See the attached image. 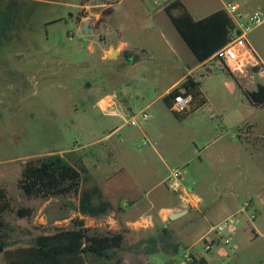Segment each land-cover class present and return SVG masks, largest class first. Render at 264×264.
Returning <instances> with one entry per match:
<instances>
[{"label": "rangeland", "instance_id": "374dc122", "mask_svg": "<svg viewBox=\"0 0 264 264\" xmlns=\"http://www.w3.org/2000/svg\"><path fill=\"white\" fill-rule=\"evenodd\" d=\"M183 1L197 18L223 7L221 0ZM157 5L0 0V190L11 204L4 220L16 242L8 250L29 245L51 228L71 227L76 218L97 232L115 231L108 215L83 218L75 211L71 204H79L77 195L43 199L24 193L25 165L59 153L82 169L81 191L99 188L114 200H126L129 186L137 184L139 199L163 191L176 204L179 194L169 188V178L181 170L183 187L203 198L201 212L167 224L182 246L175 256L148 255L137 247L89 264H192L185 253L196 264H264V104H254L246 93L264 86V79L249 67V76L238 80L211 59L202 73L194 72L210 105L194 110V103V111L177 115L164 97L198 61L164 6ZM160 17L166 25L158 23ZM87 20L93 36L83 32ZM123 41L132 47L124 53L115 48L104 58L111 44ZM108 97L117 101L115 113L104 109L112 104ZM144 113L152 120L145 121ZM135 117L139 125L131 126ZM242 130L249 131L248 139L237 137ZM146 139L150 144H143ZM22 208L33 215L20 217ZM226 220L230 230L212 231ZM119 225L115 232L126 230V246L147 240L161 226L154 213L137 216L131 226ZM212 240L218 241L206 251ZM8 260L0 253V264Z\"/></svg>", "mask_w": 264, "mask_h": 264}, {"label": "trees", "instance_id": "16d2710c", "mask_svg": "<svg viewBox=\"0 0 264 264\" xmlns=\"http://www.w3.org/2000/svg\"><path fill=\"white\" fill-rule=\"evenodd\" d=\"M178 8L181 9V13L175 17L172 11ZM164 11L198 63L211 60L231 39L232 23L224 10L195 20L180 0H177L166 6ZM228 71L236 78L230 70ZM182 89L193 94L194 110L207 104L200 82L192 76L165 96L166 102L170 103ZM246 93L254 104H264V86ZM82 182V169L70 163L65 155L54 153L29 161L25 165L20 185L29 197L51 199L77 195L79 204H71L75 211L94 218L107 215L112 209L108 202L94 203L97 197L102 198L101 190L94 188L81 191ZM8 209H11V204L0 190V253L9 255L7 264H89L90 260L97 263L100 260H113L122 252L133 251L137 247H143L148 255L165 252L173 257L182 248L175 231L170 227L159 226L147 240L138 242L136 246H126V230L97 232L87 227L83 219L76 218L72 220L71 227L51 228L37 236L29 245L11 251L8 248L13 247L16 242L10 239L8 232L11 226L4 220V214ZM33 213L30 208L18 210L20 217H31ZM60 219L65 220L66 217ZM51 223L53 225L54 222ZM117 262L122 263V260L119 258ZM196 263L195 260L192 264ZM200 263L206 264V261L201 260Z\"/></svg>", "mask_w": 264, "mask_h": 264}, {"label": "crops", "instance_id": "0c3cea01", "mask_svg": "<svg viewBox=\"0 0 264 264\" xmlns=\"http://www.w3.org/2000/svg\"><path fill=\"white\" fill-rule=\"evenodd\" d=\"M221 1L223 3V7L216 9L211 14H214L220 10L225 11V7L229 2H225L224 0H221ZM151 2L155 6H158L152 0H151ZM180 2L188 10V12L192 15V13L189 10V8L187 7L186 3L183 0H180ZM234 2H239L242 5L243 10L247 14L252 13L254 10L259 8V6L264 5V0H237ZM160 11L161 10L157 11L156 14L158 15L160 13ZM175 11H178V12L176 14H174ZM175 11L174 10L172 11V15L175 17L179 16V14L181 13V9L178 8V9H175ZM211 14H208L206 16H202L199 18L195 17L194 15H192V17L195 20H201V19H204V18L210 16ZM158 23H161L164 25L166 23L165 18H162V17L158 18ZM263 27H264V25L259 27L255 31H253L248 38V43H249L251 50L254 52L256 58L263 64V66H260L257 69H255V68L252 69L254 74L257 75L261 79H264V74H261V72L264 70V60L262 57L263 53H264V28ZM130 47H132V45L128 41L121 42V44L117 47L114 44H111L108 51H106L107 54L104 56V58L108 59V53H110L115 48H118L119 51L124 53ZM127 59L130 60V62H134L133 58H127ZM208 61H210V60H208ZM208 61H206L204 63H198V65L195 67V69L187 71L181 78L177 79L168 90L177 88L189 76H192L196 81H198L194 76V72L199 71L202 73L203 72L202 69ZM233 74L235 75L236 79L239 78V75L244 76V77L249 76V75L240 74V73H233ZM233 84L236 86V83L233 82ZM109 98L111 99L112 103L115 106H117V101L115 99H112L111 97H108V99L106 98L105 101H109ZM209 105H210L209 102H207V104L204 107L206 108ZM247 132H249V131L244 132L242 130V132L239 133L237 137H239L240 140L248 139L249 134ZM133 171H135V170L133 169ZM137 187H138L137 184H133L132 186H129L128 193L126 194V197H125L126 200H122L123 197L119 200H117V199L114 200L113 195L110 192H103L102 191V194L104 196L103 197L104 201L108 202L112 206V209L107 214L108 215L107 216L108 223H110V225H111L109 227L110 229H113L115 231L120 229L121 226L119 225V223H123L126 226H131L132 224H134L136 217L142 216V214H148V213L157 214L158 222L160 223V225L167 227V224L173 223L174 221H177L181 218L180 217V218H177L176 220H170L169 216L171 214L179 213V212H185V214L183 215L185 217V216L189 215L191 212H201V206H202L201 204L203 203V198L197 194H193L190 192V194L193 196L192 202L190 204H186V202H184L181 199L180 195H178L177 203L174 204L171 200H169L167 193H164L163 191H159L158 193L154 194L153 196H152L151 192H148L147 196L149 198L139 199L138 195L135 194V192H134V190ZM262 203H264V200H262ZM227 209L228 208H226V206L223 207L224 211H226ZM118 214L121 215L119 218L116 217V215H118ZM81 216L83 218L90 217L88 215H82V214H81ZM57 221H55V222H57ZM149 223H151L153 225V220L151 219ZM255 231H256V229H255ZM256 234L258 235V233H256ZM206 264H208L207 261H206Z\"/></svg>", "mask_w": 264, "mask_h": 264}, {"label": "built area", "instance_id": "2783aa9c", "mask_svg": "<svg viewBox=\"0 0 264 264\" xmlns=\"http://www.w3.org/2000/svg\"><path fill=\"white\" fill-rule=\"evenodd\" d=\"M154 3L163 5L164 8L176 2L177 0H152ZM225 12L228 14L231 23V39L229 43L216 53L212 59H217L221 63L223 69L230 70L232 73H240L249 75V67L257 69L263 64L256 58L254 52L251 50L248 38L250 34L264 25V7H259L254 10L252 13L247 14L242 5L239 2H229L225 7ZM264 74V70L261 72ZM253 77V76H252ZM170 108L179 116L187 115L194 104L193 94L187 92L185 89L180 90V92L170 100ZM111 108L115 113V105L109 104L105 106L104 109ZM143 119L145 121L152 120V118L144 113ZM131 126H138L139 122L135 118L130 122ZM144 145L150 144L146 139L143 143ZM182 171H175L172 176L169 178L170 184L169 188L174 192L178 193L181 199L190 204L192 202L193 196L189 191L183 187L180 179L182 178ZM248 205V204H246ZM226 229L230 230L229 221L226 220L221 223L217 228H214L212 231L216 234L223 233ZM233 230V229H232ZM206 240V238H203ZM218 240H212L206 242L205 250L210 251L214 243ZM225 243H230L229 239L225 240ZM184 258L188 263H193L196 259L192 255L185 253ZM198 263V261L196 260Z\"/></svg>", "mask_w": 264, "mask_h": 264}, {"label": "water", "instance_id": "95a60500", "mask_svg": "<svg viewBox=\"0 0 264 264\" xmlns=\"http://www.w3.org/2000/svg\"><path fill=\"white\" fill-rule=\"evenodd\" d=\"M89 25H90V20H87V21H86V25H85V29H86V31L89 29ZM89 34H90V33H87V35H89ZM184 214H185V212L174 213V214H171V215L169 216V219H170V220H175V219H177V218L182 217Z\"/></svg>", "mask_w": 264, "mask_h": 264}, {"label": "flooded vegetation", "instance_id": "af4514ba", "mask_svg": "<svg viewBox=\"0 0 264 264\" xmlns=\"http://www.w3.org/2000/svg\"><path fill=\"white\" fill-rule=\"evenodd\" d=\"M85 25H86V22L83 24L82 28H83V32L86 36H90V35H94L95 34V30L94 28L91 27V21H90V25H89V29L86 31L85 29ZM87 33H90L89 35H87Z\"/></svg>", "mask_w": 264, "mask_h": 264}, {"label": "bare ground", "instance_id": "6f19581e", "mask_svg": "<svg viewBox=\"0 0 264 264\" xmlns=\"http://www.w3.org/2000/svg\"><path fill=\"white\" fill-rule=\"evenodd\" d=\"M115 53V52H114Z\"/></svg>", "mask_w": 264, "mask_h": 264}]
</instances>
